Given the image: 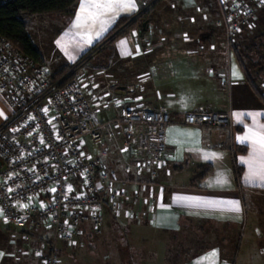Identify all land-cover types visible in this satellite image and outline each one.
Listing matches in <instances>:
<instances>
[{
	"label": "crops",
	"instance_id": "1",
	"mask_svg": "<svg viewBox=\"0 0 264 264\" xmlns=\"http://www.w3.org/2000/svg\"><path fill=\"white\" fill-rule=\"evenodd\" d=\"M82 2L87 4V0H79L73 15H66V21L52 30V36L58 37L54 38L59 50H44L65 63H73L107 36L121 16L139 11L138 0H134V9L114 6L112 11L101 10L93 20L90 12L96 10L86 7L82 11ZM146 30H134L135 36L144 32L154 36L141 45L132 47V34L111 43L121 44V53L113 57L119 55L122 66L125 62V107L163 106L173 121L167 129L170 150L154 177L127 169L131 153L125 156V168L115 169L126 192L120 209H105V214L112 215L109 224L113 230L119 222L133 239V248L125 251V264H264V183L246 179L247 161L255 159L257 165L264 161L254 157V148H260L253 144L254 138L244 143L238 140L251 137L249 129L264 135V68L252 61L257 58L251 55L255 47L243 48L253 67L249 69L238 49L229 50L221 39L217 44L204 43L208 30ZM42 55L46 61V55ZM136 69L137 81L131 77ZM199 107L231 110L233 127L184 124L185 113ZM13 112V105L0 91V126ZM238 113L242 114L239 119ZM256 113L260 115H250ZM239 147L247 151H237ZM234 151L238 164L244 167L240 182L235 174ZM205 153L216 156L205 159ZM103 158H108L107 153ZM202 164H211L213 170L192 185ZM221 176L226 182L217 184ZM177 197L235 200L240 210H231L227 203L195 206ZM8 229L11 226L0 217V264H25L5 250L7 242L15 241ZM35 258L33 264H39V258Z\"/></svg>",
	"mask_w": 264,
	"mask_h": 264
},
{
	"label": "built area",
	"instance_id": "2",
	"mask_svg": "<svg viewBox=\"0 0 264 264\" xmlns=\"http://www.w3.org/2000/svg\"><path fill=\"white\" fill-rule=\"evenodd\" d=\"M215 1L219 23L229 36L254 26L264 10V0ZM90 86L78 73L56 78L49 64L0 34V91L14 107L0 126V217L28 232H52L53 240L35 249L39 264H65L56 240L74 244L87 229L101 235L105 209H120L126 190L118 172L90 150L91 143L105 145L113 122L126 138L123 150L132 155L128 170L154 177L170 150L167 129L173 116L166 107H126L122 116L106 121L94 93L96 83ZM182 120L186 125L232 128L233 112L199 107ZM28 232L24 241L30 245L33 236Z\"/></svg>",
	"mask_w": 264,
	"mask_h": 264
},
{
	"label": "rangeland",
	"instance_id": "3",
	"mask_svg": "<svg viewBox=\"0 0 264 264\" xmlns=\"http://www.w3.org/2000/svg\"><path fill=\"white\" fill-rule=\"evenodd\" d=\"M138 3L139 11L135 16H143V23L148 21L146 31L149 29H177L182 32L208 30L209 34L205 36L207 42L204 41V43L217 44V39H221L220 42L225 44L229 50L238 49L239 56L246 61L249 69H253V67L247 62L248 57H246L247 54L243 48L254 46L256 51L251 52V55H255L257 58L252 61L258 64L257 66L264 68V10L259 12L254 26L244 27L234 36H229L225 25L219 23L221 17L215 0H138ZM66 17V15L43 14L28 18V32L32 40L36 41L34 43L39 47L41 53L46 55V61L43 58L44 62L52 67L57 77H71L78 73L88 82V85H91L90 87H92L93 82L96 83L94 93L98 96L97 103L102 109L104 120H114L122 116L124 108L127 107H125V62L122 66L118 62L117 57L119 55L116 57L117 60L113 57L114 54L121 53V44L111 45L110 43L109 45L110 38L94 49L83 53L73 63H65L61 58L57 59L55 55L51 57L50 55L58 51L60 46L55 41L56 35L52 36V30L62 25L66 21ZM142 29L135 27L122 37L132 34L130 36L133 40L131 42L132 47L151 41L150 39H153L154 36H149L148 33L134 35V30L141 31ZM141 37H145V39L142 40ZM48 49H52V53L49 55L45 52ZM134 72L131 77L137 81L138 70L136 69ZM106 137V143L102 147L95 146L88 141L91 143L90 150L98 155H103L106 151L108 158H104V162L108 168L118 170L125 168V162H127L125 156L127 157L130 152L123 150L126 138L124 139L121 127L113 122L106 131ZM104 217L106 222L101 235H95L89 231L74 244L56 240L57 252L64 263L125 264V251L128 252L129 249L133 248V239L128 229L119 222L114 224L113 230L109 224L112 217L109 212H106ZM14 228L15 230H13ZM7 232L15 241L14 244L7 242L5 245L6 252L10 253L13 258L25 262V264L34 263L36 247L43 246L53 240L52 232L47 229L34 230L30 245L24 241V233H21L19 228L11 226ZM109 257H120V259Z\"/></svg>",
	"mask_w": 264,
	"mask_h": 264
},
{
	"label": "trees",
	"instance_id": "4",
	"mask_svg": "<svg viewBox=\"0 0 264 264\" xmlns=\"http://www.w3.org/2000/svg\"><path fill=\"white\" fill-rule=\"evenodd\" d=\"M78 1L79 0H13L6 4H0V34L9 39L15 47L19 48L25 54L33 57L39 62H44L41 51L36 46L28 32V18L36 14L49 13L72 16ZM135 15L121 16L107 36L96 43L90 50L110 38L111 39L108 44L114 42L118 38L125 36V34L135 27H140L142 29L143 16ZM56 78L60 77L56 76ZM237 151L246 152L247 148L239 147ZM237 151L233 152V158L236 178L238 182H240L244 173V167L239 165L236 160ZM212 170L213 168L211 164L199 165L196 171L195 179L191 184L195 185L196 182L210 174ZM20 230L21 233L28 232L24 229ZM87 232H89L88 229L85 231V234H87ZM28 233H31L33 236L32 232Z\"/></svg>",
	"mask_w": 264,
	"mask_h": 264
},
{
	"label": "snow or ice",
	"instance_id": "5",
	"mask_svg": "<svg viewBox=\"0 0 264 264\" xmlns=\"http://www.w3.org/2000/svg\"><path fill=\"white\" fill-rule=\"evenodd\" d=\"M114 6L120 9H124V8L134 9L135 3H134V0H87V4L82 2L81 10L82 11L85 10L86 7L95 9L96 11L90 12V17L93 20H95L97 16L100 14L101 10L112 11L114 10ZM79 20H80V17L78 15L77 21ZM236 115H237V118L239 119V117L242 114L238 113ZM250 115L258 116L260 114L256 113V114H250ZM261 127H264V126H261ZM249 133L251 134V137L246 135V136L238 137V140L241 143H244L250 138H254L252 141L253 144H258L260 146L259 150L254 148V157L258 156L261 161H264V135L260 134L259 132H253L252 129H249ZM215 156H216L215 153H211V154L205 153V159L215 157ZM247 163L249 165V172H248V176L246 177V179L249 181V183H253L257 180L264 183V163H260L259 165H257L255 159L249 160L247 161ZM225 182L226 181L222 176L219 177L216 181L217 184H223ZM177 199L185 200L191 204H194L195 206H203V207H211V206H215L220 203H227L228 205L231 206V210L237 211V212L240 210L239 201H235V200L220 202V201L202 200L199 197H177ZM212 255H215V253H213Z\"/></svg>",
	"mask_w": 264,
	"mask_h": 264
},
{
	"label": "water",
	"instance_id": "6",
	"mask_svg": "<svg viewBox=\"0 0 264 264\" xmlns=\"http://www.w3.org/2000/svg\"><path fill=\"white\" fill-rule=\"evenodd\" d=\"M147 22H148V21H145V22L143 23V30H146V29H147V28H146Z\"/></svg>",
	"mask_w": 264,
	"mask_h": 264
}]
</instances>
